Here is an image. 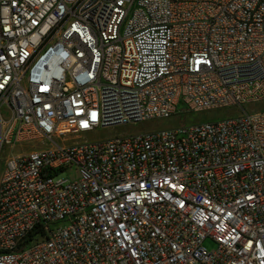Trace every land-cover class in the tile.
Listing matches in <instances>:
<instances>
[{"label": "built area", "instance_id": "obj_1", "mask_svg": "<svg viewBox=\"0 0 264 264\" xmlns=\"http://www.w3.org/2000/svg\"><path fill=\"white\" fill-rule=\"evenodd\" d=\"M259 103L264 0H0V264H264Z\"/></svg>", "mask_w": 264, "mask_h": 264}, {"label": "rangeland", "instance_id": "obj_2", "mask_svg": "<svg viewBox=\"0 0 264 264\" xmlns=\"http://www.w3.org/2000/svg\"><path fill=\"white\" fill-rule=\"evenodd\" d=\"M247 113L264 111V103H259L255 105H248L245 107ZM185 108L182 105H178L177 114L170 119H153L136 124H130L126 126H117L104 130H97L94 133H86L76 135L75 137H69L71 143H84L92 142L95 140H108L115 137H122L128 135H136L142 133H148L152 131L164 130L174 127H179L182 125L192 124V123H205V122H215L222 121L229 118H234L239 116L242 112L237 108H224L217 110H210L205 112H185ZM5 112V109H3ZM68 138V139H69ZM45 142H34V143H23L21 145H14L11 147H4L0 151V178L4 170L6 158L17 156L19 154L28 153L32 150L39 149L40 146H44ZM63 179H69L73 177V173H63L60 175ZM205 246L208 249L213 247L212 243L206 242Z\"/></svg>", "mask_w": 264, "mask_h": 264}]
</instances>
